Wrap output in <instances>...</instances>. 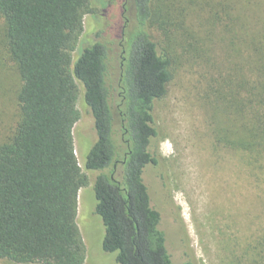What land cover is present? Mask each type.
<instances>
[{
  "label": "trees",
  "instance_id": "trees-1",
  "mask_svg": "<svg viewBox=\"0 0 264 264\" xmlns=\"http://www.w3.org/2000/svg\"><path fill=\"white\" fill-rule=\"evenodd\" d=\"M155 2L123 0L124 47L117 81L110 83L103 42L84 47L73 63L84 18L94 13L91 0H0L1 45L14 63L18 117L0 141V259L86 263L78 216L80 192L90 185L87 170L98 172L93 190L105 227L103 251L116 253L118 264H175L143 178L147 166L160 165L155 104L173 77L171 53L154 41L151 28L173 38L182 25L162 19ZM211 10L229 16L237 52L248 51L237 69L246 100L264 104V32L251 34L246 15L253 10L262 16L264 0H217ZM259 21L264 25V16ZM245 67L256 79L241 73ZM79 83L97 135L85 170L73 134L81 118ZM240 93L236 115L245 106ZM241 125L221 128L220 140L245 151L264 148V118L255 115Z\"/></svg>",
  "mask_w": 264,
  "mask_h": 264
},
{
  "label": "rangeland",
  "instance_id": "rangeland-1",
  "mask_svg": "<svg viewBox=\"0 0 264 264\" xmlns=\"http://www.w3.org/2000/svg\"><path fill=\"white\" fill-rule=\"evenodd\" d=\"M217 0H156L159 15L179 25L173 38L151 28L154 41L168 49L172 80L166 95L155 104L159 131L155 149L160 165L144 171L151 204L161 212L160 229L175 264H264V148L245 151L220 140L221 128L241 127L255 115L264 118V104L246 98L238 72L248 51L233 44L229 16H215ZM123 0H91L94 13L84 18V32L73 63L83 48L101 41L107 45L109 82L119 75ZM251 34L264 32L262 16L252 10ZM259 18V19H258ZM4 20L0 16V141L15 126L17 78L14 63L1 45ZM103 30L102 38L97 33ZM241 31L239 32V36ZM250 35V39L254 37ZM255 78L246 67L241 72ZM81 113L73 134L83 170L97 140L94 119L79 83ZM241 93H240V92ZM236 93L245 102L238 115ZM227 96V98H226ZM232 106H229V99ZM240 137L244 136L240 130ZM237 136V133H233ZM235 145V144H234ZM90 185L79 195L78 222L87 245L85 264H118L116 253L103 251L105 227L95 213L93 185L97 171H87ZM0 264H16L0 259Z\"/></svg>",
  "mask_w": 264,
  "mask_h": 264
}]
</instances>
